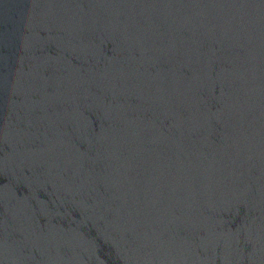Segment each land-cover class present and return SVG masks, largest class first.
<instances>
[{
  "label": "water",
  "instance_id": "obj_1",
  "mask_svg": "<svg viewBox=\"0 0 264 264\" xmlns=\"http://www.w3.org/2000/svg\"><path fill=\"white\" fill-rule=\"evenodd\" d=\"M0 264H264V0H0Z\"/></svg>",
  "mask_w": 264,
  "mask_h": 264
}]
</instances>
